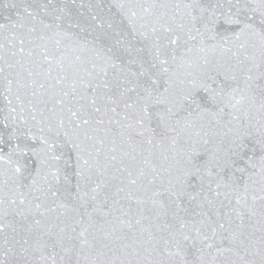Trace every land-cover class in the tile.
I'll list each match as a JSON object with an SVG mask.
<instances>
[{"label": "snow or ice", "instance_id": "obj_1", "mask_svg": "<svg viewBox=\"0 0 264 264\" xmlns=\"http://www.w3.org/2000/svg\"><path fill=\"white\" fill-rule=\"evenodd\" d=\"M0 264H264V0H0Z\"/></svg>", "mask_w": 264, "mask_h": 264}]
</instances>
